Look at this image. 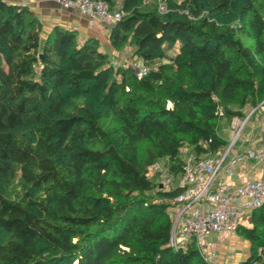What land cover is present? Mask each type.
I'll return each instance as SVG.
<instances>
[{"label": "trees", "instance_id": "obj_1", "mask_svg": "<svg viewBox=\"0 0 264 264\" xmlns=\"http://www.w3.org/2000/svg\"><path fill=\"white\" fill-rule=\"evenodd\" d=\"M164 1L122 0L109 30L149 68L138 79L97 38L0 0V264H208L171 247L180 188L156 191L149 167L220 153L221 120L264 100V0ZM250 217L239 264L264 247V204Z\"/></svg>", "mask_w": 264, "mask_h": 264}, {"label": "built area", "instance_id": "obj_2", "mask_svg": "<svg viewBox=\"0 0 264 264\" xmlns=\"http://www.w3.org/2000/svg\"><path fill=\"white\" fill-rule=\"evenodd\" d=\"M60 3L64 9L75 10L86 17L92 27L116 24L123 15L122 1H117L115 9H111L104 0H60ZM148 71L147 66H138L137 78H143ZM219 113L223 115L221 110ZM254 115L261 117L258 123L261 131L259 142L255 147L236 152L230 163L243 166L254 161L256 164L262 163L264 171V101L252 109L249 121L253 120ZM244 128L245 125L239 128L236 124L233 125L234 138L226 151L220 152V156V153L200 157L189 154L183 159L180 192L171 200L170 207V245L174 250L193 245L205 261L212 263L217 259V252L209 238L213 234L222 236L237 232L244 212H251L264 204V176L256 179L244 178L235 186L226 181H216ZM153 167L158 180L155 190L172 191L176 175L171 171L169 163L156 162ZM253 264H264V247L258 248Z\"/></svg>", "mask_w": 264, "mask_h": 264}, {"label": "crops", "instance_id": "obj_3", "mask_svg": "<svg viewBox=\"0 0 264 264\" xmlns=\"http://www.w3.org/2000/svg\"><path fill=\"white\" fill-rule=\"evenodd\" d=\"M15 2H19L21 4L28 5L29 8L40 18L41 22L44 26H48L50 28L54 25H62L66 28L77 30L82 37H97L98 40H102L104 44L109 45V48H112L109 44V29L104 25L101 29L97 31L90 26L89 21L86 17L80 15L75 10H66L61 6L60 0H12ZM247 109V108H246ZM261 121V117L258 116L250 122L248 128H244L241 136L237 140L234 145V148L229 152L228 157L226 159L225 166L223 170L217 177V182L226 181L232 186H235L244 178L256 179L262 178L264 176L263 164H256L254 161H249L243 166H235L231 165L230 161L233 159L234 155L238 151L245 150L246 148L255 147L259 142L261 131L258 129V123ZM233 128V126H232ZM235 134V133H234ZM234 138V135H233ZM233 138L230 142H227L225 148L221 151V153L226 151V147L232 142ZM251 140H254L252 143ZM189 154H194V152H190ZM185 159L186 157H182ZM161 163L168 164V160H164ZM181 182V174H176L175 181L173 184L172 190L179 188V183ZM250 216V213L248 214ZM214 235L217 236V240H212L211 237ZM209 238V242L214 244V248L218 254L219 262L222 264H239L245 261L250 255L249 245L246 246L245 242L240 241L242 245L245 244L247 247L246 254H238L237 257L232 256L229 257L230 242L234 239L233 234H224L219 236L217 234H213ZM228 240V241H227ZM243 242V243H242Z\"/></svg>", "mask_w": 264, "mask_h": 264}, {"label": "rangeland", "instance_id": "obj_4", "mask_svg": "<svg viewBox=\"0 0 264 264\" xmlns=\"http://www.w3.org/2000/svg\"><path fill=\"white\" fill-rule=\"evenodd\" d=\"M122 0H118V2H121ZM180 1V0H178ZM156 2L158 9L160 12H167L168 10V6L166 4V2L164 0H146V4L147 5H151L152 3ZM48 26H46V29ZM103 26L100 27H92L94 30H98V29H103ZM51 28V27H50ZM81 35V34H80ZM82 36V35H81ZM97 38V37H95ZM98 39V38H97ZM105 43V42H104ZM102 40L99 41L98 43V48L101 49L102 51L106 52L108 54V60H109V64H111L114 67H120V68H131L135 73H136V68L138 66H142L144 65L143 62L141 61V59H139V57L134 55V51L132 49V47L129 45L130 43H127L125 45H123V47L121 49H116V48H109V45L107 46V44H104ZM109 44L111 46V43L109 41ZM180 46V43L177 42L175 49L168 51L166 50V52L168 53H174V51H178ZM167 49V47L165 48ZM164 63L168 64L170 63V61L168 59L164 60ZM89 86V85H87ZM126 91H129V88L126 89ZM264 101V100H263ZM172 106V103L170 101L167 102V108H170ZM255 107V105L252 106H247V109L244 110V115L240 116V115H232L230 117L224 118L223 120H221L220 124H219V133L220 135L229 143L230 140L233 138V135H235V130L232 128V126L234 124H236V126L239 128L240 126L243 125H248L250 124L249 121V116L251 115V111L252 109ZM220 110L222 111V108H220ZM219 110V111H220ZM251 117V116H250ZM258 117V115H254V118ZM249 126H246V128H248ZM149 142L145 141L141 144V152H145V150L149 147ZM227 149V147H226ZM192 152V150L190 148H184L182 150V155L181 157H187L189 155V153ZM221 153L218 155L220 156ZM164 161V160H162ZM162 161H158V162H162ZM149 174L150 176H156V173L154 171V167L151 166L149 167ZM157 179H156V183H157ZM17 185V183L13 184L14 186V192H17V189L15 188ZM20 188H18L19 190ZM250 212H244L243 214V218L241 221V226H251V217L248 215ZM229 235V234H227ZM234 235V239H232V241L230 242L229 240V257L232 258V256L237 257L238 254H246L247 252V245H249V249H250V243L249 240L245 237V235L242 233V231L237 230V232L233 233ZM7 234L4 231H0V242H3L6 238H7ZM212 240H217V236L214 235L213 237H211ZM245 242L244 245L241 244L240 241ZM228 241V240H227ZM242 242V243H243ZM258 250V249H257ZM204 260V258H203ZM205 261V260H204ZM207 262V261H205ZM208 264H222L219 262V258H218V254H217V259L213 260L212 263L211 262H207Z\"/></svg>", "mask_w": 264, "mask_h": 264}, {"label": "water", "instance_id": "obj_5", "mask_svg": "<svg viewBox=\"0 0 264 264\" xmlns=\"http://www.w3.org/2000/svg\"><path fill=\"white\" fill-rule=\"evenodd\" d=\"M115 26H116V24H108V25H106V28L109 29V30H111V29H113Z\"/></svg>", "mask_w": 264, "mask_h": 264}]
</instances>
